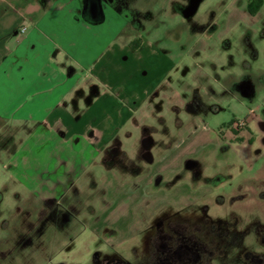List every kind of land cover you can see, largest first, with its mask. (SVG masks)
Returning a JSON list of instances; mask_svg holds the SVG:
<instances>
[{
  "label": "rangeland",
  "instance_id": "rangeland-1",
  "mask_svg": "<svg viewBox=\"0 0 264 264\" xmlns=\"http://www.w3.org/2000/svg\"><path fill=\"white\" fill-rule=\"evenodd\" d=\"M188 1L147 0L149 7L158 8L147 10L149 17L144 19L146 38L176 58L185 54L178 69L168 77L172 99L180 101V92L183 98L197 102L191 115L182 113V129L160 140L153 130L155 142L148 139L141 154V138L136 137L139 132L124 138L122 146L128 153L121 161L131 169H114V176H110V170H94L92 166L82 170L73 167L63 173L56 169L55 185L38 189L27 178L29 171L19 173L15 167L11 173L0 165V264H139L147 236L143 232L164 213L186 217L203 210L208 203L210 213H244L240 219L229 214V240L241 229L243 233L253 227L254 213H264V198L261 202L257 199L260 189L254 187L243 190L244 202L229 205V197L222 204L216 202L241 180L254 176L253 162L264 163V146L259 139L263 133L260 123L251 119L255 103L244 99L248 96L241 89V85L248 86L250 99H254L255 92L264 96V88L258 89L260 78H264V23L255 21L264 17V7L260 6L256 16L247 4L240 10L236 6L223 13L221 5L225 6L226 1L204 0L196 17L185 18L180 4ZM177 2L180 7L175 9ZM244 3L245 0L239 2ZM238 18L242 20L233 26ZM140 27L143 28L127 25L120 35L138 40ZM225 35L228 44L222 42ZM172 86L177 89L176 95ZM179 117L177 113L160 124L171 127ZM237 120L247 124L235 133L229 127L233 128ZM148 122L159 124L154 116ZM213 132L221 135L217 138ZM203 141L226 142L234 152H228V147L216 152L208 148L198 158L200 164L205 163L209 185L179 180L180 165L189 151ZM258 177L264 178V173ZM52 188L58 200L47 203L44 197L51 195ZM237 221L239 226H234ZM105 228L109 229L106 234ZM221 261L217 258L213 263Z\"/></svg>",
  "mask_w": 264,
  "mask_h": 264
},
{
  "label": "crops",
  "instance_id": "crops-1",
  "mask_svg": "<svg viewBox=\"0 0 264 264\" xmlns=\"http://www.w3.org/2000/svg\"><path fill=\"white\" fill-rule=\"evenodd\" d=\"M203 1L190 15L184 12V17H196ZM224 1L223 13L231 7H248L252 0L243 5L241 0L217 2ZM147 7L148 3L144 9ZM80 8L76 0H0V165L11 173L15 167L19 173L29 171L27 178L38 189L55 185L56 169L63 173L73 167L82 170L92 166L112 171L110 176H114V169H131L121 161L128 153L122 146L124 138L139 132L136 137L141 138V154L148 139L154 144V131L160 140L182 129V113L191 115L197 107V102L183 98L180 92V101L172 99L174 93L168 88V77L185 54L176 58L146 38L144 21L140 45L133 48L134 39L120 35L123 25L112 17L105 22L81 20L77 17ZM255 21L263 25L264 17ZM226 35L222 42L228 44ZM261 88L264 78H260ZM243 98L255 103L251 119L260 123L263 134L259 139L264 146V96L255 92L254 99ZM177 113L180 117L173 126L161 125ZM152 116L159 124L148 122ZM213 133L217 138L221 135ZM224 147L234 152L226 142L205 141L190 150L178 169L179 180L206 185L205 163L200 164L198 158L208 148L216 152ZM48 171L50 174L43 175ZM54 192L52 188L51 195L44 198L58 200Z\"/></svg>",
  "mask_w": 264,
  "mask_h": 264
},
{
  "label": "flooded vegetation",
  "instance_id": "flooded-vegetation-1",
  "mask_svg": "<svg viewBox=\"0 0 264 264\" xmlns=\"http://www.w3.org/2000/svg\"><path fill=\"white\" fill-rule=\"evenodd\" d=\"M76 2L81 7L77 12L79 19L97 18L105 22L108 17H112L119 25H123L121 30H124L127 25L132 28L141 26L148 16L147 9H144L147 0H76ZM191 2L192 0H189L183 6L180 4L186 14L191 11L188 7ZM174 5L176 8L180 7L178 2ZM246 86L241 85V89L248 88ZM242 128L245 127H229L235 133L240 132ZM251 168L255 170L254 176L241 180L231 188L230 193L222 195L216 201L218 205L224 203L228 197L226 201L229 205H234L236 201L244 202L243 190L252 187L255 190L260 189L257 199L262 201L264 178L258 176L264 173V163L263 165L256 163ZM208 182L209 180L206 185H209ZM46 201L53 203L56 200L48 198ZM207 206L186 217L180 213H164L157 216L154 225L143 232L147 236L139 264H214L217 258H222L220 264H264V217H262L264 213H254L256 218L253 221V227H249L248 232L243 233L241 229L229 240L228 225L231 224L229 214L237 215V219H240L244 213H218L216 210L210 213L211 209ZM237 225L238 221L234 226ZM240 226L244 229V225ZM105 231L109 229L105 228L104 234H106ZM111 233L116 236V233L112 231ZM136 237L137 234L132 241ZM117 245L114 243V246ZM133 247L136 251L137 244ZM234 252H237V256H233Z\"/></svg>",
  "mask_w": 264,
  "mask_h": 264
},
{
  "label": "trees",
  "instance_id": "trees-1",
  "mask_svg": "<svg viewBox=\"0 0 264 264\" xmlns=\"http://www.w3.org/2000/svg\"><path fill=\"white\" fill-rule=\"evenodd\" d=\"M262 4H263V0H252L250 2V4L248 5V9H249L250 12L255 14ZM139 45H140V40L139 39L138 40H134L131 43V46L133 48H138Z\"/></svg>",
  "mask_w": 264,
  "mask_h": 264
},
{
  "label": "water",
  "instance_id": "water-1",
  "mask_svg": "<svg viewBox=\"0 0 264 264\" xmlns=\"http://www.w3.org/2000/svg\"><path fill=\"white\" fill-rule=\"evenodd\" d=\"M199 2H200V0H192L191 4H190V6H189V9L191 8L190 13H191V12H194V11L196 10V8H197ZM242 94H243L244 96H249V95H250V92H249L248 89H243V90H242Z\"/></svg>",
  "mask_w": 264,
  "mask_h": 264
},
{
  "label": "built area",
  "instance_id": "built-area-1",
  "mask_svg": "<svg viewBox=\"0 0 264 264\" xmlns=\"http://www.w3.org/2000/svg\"><path fill=\"white\" fill-rule=\"evenodd\" d=\"M22 31H25L26 30V27H22L21 29ZM247 123L246 121H240V120H237L236 121V124L234 125L235 127H238V126H245Z\"/></svg>",
  "mask_w": 264,
  "mask_h": 264
}]
</instances>
